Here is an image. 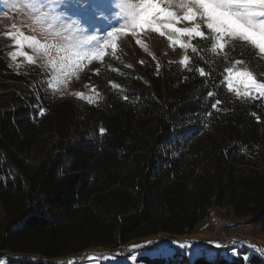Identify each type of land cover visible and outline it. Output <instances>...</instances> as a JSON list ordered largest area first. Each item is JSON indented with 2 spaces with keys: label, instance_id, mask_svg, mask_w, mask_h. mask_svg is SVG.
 Returning <instances> with one entry per match:
<instances>
[{
  "label": "trees",
  "instance_id": "16d2710c",
  "mask_svg": "<svg viewBox=\"0 0 264 264\" xmlns=\"http://www.w3.org/2000/svg\"><path fill=\"white\" fill-rule=\"evenodd\" d=\"M197 48L192 67L132 73L121 91L105 84L103 106H84L12 71L0 41V257L32 264L18 255L184 235L221 206L264 231V100L236 97L222 81L241 58L264 81V58L239 43L204 61ZM211 250L136 262L264 264Z\"/></svg>",
  "mask_w": 264,
  "mask_h": 264
},
{
  "label": "rangeland",
  "instance_id": "374dc122",
  "mask_svg": "<svg viewBox=\"0 0 264 264\" xmlns=\"http://www.w3.org/2000/svg\"><path fill=\"white\" fill-rule=\"evenodd\" d=\"M92 3L93 0H65L61 11L73 18L81 19V27L86 30L85 34L106 37V33L112 27L118 28L123 21L118 19L105 21L101 16H95L92 21H89L83 17V12L86 8L90 11ZM20 4L21 0H0V41L5 48L3 58L8 67L16 73H22L27 82H44L47 86L51 74L48 69L41 66V61L37 60L29 64L23 56H17L15 60L10 56V53L20 51L10 38L11 34L22 32L24 35H35L40 38L39 32L33 31L32 17ZM103 8L106 14L116 11L111 7V0H106ZM178 26L191 27V24L185 22ZM202 30L207 33L206 29L202 28ZM182 41L192 46L187 49L181 48L179 45L171 44L167 35L161 36L159 33L148 30L138 31L134 36L131 33L119 35L116 38L114 50L108 48L104 57L86 65L84 70L73 75L59 87L47 88L57 98L72 99L84 106H103L107 83L116 91H121L132 85V73L145 69L158 72L164 64L190 68L200 55L197 48L199 44L205 51L204 61L206 57L214 59L222 55L212 52L210 40L190 41L188 37H183ZM193 49L196 50L193 51ZM23 51L28 55L32 54L28 48H24ZM185 56L188 60L182 65L180 61ZM232 63L227 67H231ZM240 67L249 70L244 65ZM252 73L255 76L254 72ZM224 75L226 74L223 71V82ZM77 93H80V96H77ZM231 93L235 95L234 92ZM260 98L264 100V97ZM248 220L249 216L240 218L233 216L230 206H221L213 209L211 215L199 222L192 232L184 235L154 234L130 240L121 248L92 247L77 254L54 259H44L38 255L18 256L32 264L37 262H45L44 264H140L136 262L139 255L167 256L179 249L192 258L199 250L220 249L229 258L241 256L244 261H247L251 254H256L264 259V231L257 224H248ZM217 222L221 223L224 234L230 239L228 243L224 244L216 237L214 228ZM181 244L185 246L180 247ZM8 259V257H0V264H11Z\"/></svg>",
  "mask_w": 264,
  "mask_h": 264
},
{
  "label": "snow or ice",
  "instance_id": "6c2138e0",
  "mask_svg": "<svg viewBox=\"0 0 264 264\" xmlns=\"http://www.w3.org/2000/svg\"><path fill=\"white\" fill-rule=\"evenodd\" d=\"M105 2L93 0L91 10L86 8L83 17L89 21L101 16L105 21L123 22L118 28L112 27L106 37H97L85 34L81 19L61 11L65 0H21L20 6L32 17L33 31H38L40 38L22 32L11 34L10 38L20 49L10 53L11 58L23 56L29 64L41 61V66L51 74L47 87L54 88L104 57L108 48L114 50L119 35L131 33L134 36L142 30L167 35L171 44L185 49L192 46L182 41L183 37H188L190 41L210 40L214 53L232 52L234 55L237 44L242 43L264 56V0H111V7L116 11L110 14L104 11ZM185 22L191 27L178 26ZM24 48L30 49L32 54L28 55ZM187 60L185 56L180 63L184 65ZM245 63L241 58L231 67H224L223 80L228 92L248 99L264 97V82L240 67ZM207 95L211 97L213 93L210 91ZM218 103H213L212 108Z\"/></svg>",
  "mask_w": 264,
  "mask_h": 264
},
{
  "label": "built area",
  "instance_id": "2783aa9c",
  "mask_svg": "<svg viewBox=\"0 0 264 264\" xmlns=\"http://www.w3.org/2000/svg\"><path fill=\"white\" fill-rule=\"evenodd\" d=\"M214 230H215L216 237L218 238L220 242L225 244L230 241V239L224 234L223 226L221 225L220 222L216 223Z\"/></svg>",
  "mask_w": 264,
  "mask_h": 264
},
{
  "label": "crops",
  "instance_id": "0c3cea01",
  "mask_svg": "<svg viewBox=\"0 0 264 264\" xmlns=\"http://www.w3.org/2000/svg\"><path fill=\"white\" fill-rule=\"evenodd\" d=\"M203 250H199V252H202ZM208 251V252H207ZM206 254H210V252H212V250H207Z\"/></svg>",
  "mask_w": 264,
  "mask_h": 264
}]
</instances>
